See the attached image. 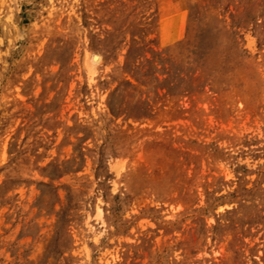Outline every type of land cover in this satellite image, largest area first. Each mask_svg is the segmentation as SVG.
Returning a JSON list of instances; mask_svg holds the SVG:
<instances>
[{
    "label": "rangeland",
    "instance_id": "374dc122",
    "mask_svg": "<svg viewBox=\"0 0 264 264\" xmlns=\"http://www.w3.org/2000/svg\"><path fill=\"white\" fill-rule=\"evenodd\" d=\"M0 264H264V0H0Z\"/></svg>",
    "mask_w": 264,
    "mask_h": 264
}]
</instances>
